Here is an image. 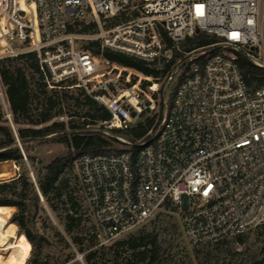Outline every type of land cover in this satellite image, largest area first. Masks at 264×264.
<instances>
[{
    "label": "built area",
    "instance_id": "1",
    "mask_svg": "<svg viewBox=\"0 0 264 264\" xmlns=\"http://www.w3.org/2000/svg\"><path fill=\"white\" fill-rule=\"evenodd\" d=\"M199 33L216 42L181 46ZM0 49L31 88L80 89L111 114L92 129L110 151L75 160L101 244L168 205L197 249L264 228V0H0ZM105 50L156 74L142 79ZM149 119L135 141L117 133Z\"/></svg>",
    "mask_w": 264,
    "mask_h": 264
},
{
    "label": "trees",
    "instance_id": "2",
    "mask_svg": "<svg viewBox=\"0 0 264 264\" xmlns=\"http://www.w3.org/2000/svg\"><path fill=\"white\" fill-rule=\"evenodd\" d=\"M87 29L85 27L83 31H87ZM167 41L172 44L170 39L167 38ZM214 42H216L215 37L199 33L194 39L183 42L181 46L183 48L185 46L190 47L187 50H191L196 46H204ZM94 46L96 47L98 44L93 42L88 46V49L98 54L99 50L94 49ZM103 54L108 60L135 69L136 72L133 74L142 79L146 78L145 75L156 74L155 68L147 66L144 61L135 57L111 50H105ZM0 64V75L6 87V100L12 115V119H8L3 106L0 104V165H5L7 173H12L16 164H20L23 168V172L11 180L0 181V214L9 220L11 214L9 215L8 213V207L16 208L17 211L11 217V224H16L24 230L26 217H31L39 209L41 199L39 191L42 194L43 202L54 212L56 207L53 200L61 199L65 196L64 189L68 183L63 181L62 177L68 171L76 169V158L82 154L110 151L108 149L110 143L103 137L102 133L93 131L90 128L77 130L73 121L66 123L54 120L62 113L61 110L54 114L52 112L57 107V98L74 100L79 105L89 107V112L84 116L87 127L89 126V121L98 123L99 121L109 120L111 114L80 89L74 90L76 94L72 90H49L45 84H38L37 88L33 89L30 87V80L33 77L28 75L22 68L15 66L11 59H5ZM245 64L244 70L246 72L258 73L254 66L248 63ZM35 67L38 71V67ZM72 84V82H69V85ZM38 92H40V96H43V99L38 96ZM37 100V105L34 108L33 104ZM41 103H43V110H39L38 105H41ZM8 116L10 117V115ZM153 123L154 119H149L146 125L141 124L129 132L117 133L135 141L143 137ZM56 135L64 136L62 141L69 147L68 153L65 156L53 159L48 164H43L42 168L36 171L34 164H36L37 159L28 154L27 145L47 140ZM18 140H20L25 154L27 153L26 161L29 164V168L25 165V157ZM3 172L0 171V174ZM68 199L69 202H72V195H68ZM4 213L8 214L9 217ZM67 220V231L71 233L73 231L71 222L77 220L71 214H68ZM78 220L79 222L81 221V219ZM23 234L22 237L27 242V245L22 252L20 264H45L40 260L43 243L46 241L45 238H35L28 230H24ZM149 238V235L130 236L128 240L115 242L109 248L97 246L91 240L87 247L88 250L81 248L79 252L83 253L80 256L84 264H106L108 261L120 264L119 261L122 258V251L125 247L131 253V259L127 260L126 264H133L132 261H135L136 264H157L160 251L157 247L156 238L152 240H149ZM84 240V238H75L73 243L82 246L84 245ZM254 264H264V258Z\"/></svg>",
    "mask_w": 264,
    "mask_h": 264
},
{
    "label": "rangeland",
    "instance_id": "3",
    "mask_svg": "<svg viewBox=\"0 0 264 264\" xmlns=\"http://www.w3.org/2000/svg\"><path fill=\"white\" fill-rule=\"evenodd\" d=\"M186 48V49H185ZM190 47L185 46L187 50ZM0 49V56H1ZM3 60H0V62ZM24 63L19 62V66ZM18 67V65H15ZM1 67V64H0ZM24 67L29 71L27 64ZM130 69V68H129ZM131 70L135 71V69ZM31 74V73H30ZM144 75V74H143ZM32 76V75H31ZM146 76V75H145ZM33 77V76H32ZM37 88V87H36ZM74 94L75 91L72 90ZM40 92H38V96ZM43 99V96H40ZM6 97V87L3 84L0 75V104L6 113L8 119H12L9 111ZM57 107L52 111L54 113L62 111L54 120L60 122H70L76 126L77 130L86 128L98 130L97 123L88 122L84 117L90 108L84 105L77 104L74 100H63L57 98ZM37 101L33 106L37 105ZM42 104L38 105L39 110H43ZM163 111L157 109L155 122L157 123ZM10 115V117L8 116ZM17 128V126H16ZM62 135L53 136L47 140L34 142L27 145L28 154L37 159L34 168L39 170L43 164H48L57 157L65 156L69 147L62 141ZM115 146H118L115 144ZM27 154V153H26ZM25 165L29 168L28 162L24 159ZM15 164V163H14ZM0 181L11 180L13 177L23 172L20 164L13 167L12 173H7L5 165H0ZM31 168V165H30ZM63 181H67V187L64 189L65 196L61 199H54L56 210L52 212L40 199L39 209L25 219V229L31 232L35 238L44 237L45 242L40 253V260L45 264H84L83 260L78 258V255L83 253L79 250L87 249L89 242L92 240L97 246H105L109 248L115 242L125 241L130 236L149 235V240L156 238L157 247L160 251V256L157 264H254L264 258V228H260L253 232L242 235L241 237L232 238L229 241L213 248L197 249L194 248L184 235L181 213L174 206L163 208L155 218L151 219L141 227L135 229L127 235H123L118 239L101 244L98 238L93 237L94 225L90 215V208L80 186L79 177L76 169L68 171L62 177ZM68 195H72L73 201L69 202ZM9 215L17 211L16 208L8 207ZM5 214V213H4ZM71 214L77 221L73 224V231H67L68 220L67 216ZM6 215V214H5ZM7 214L6 216L9 217ZM11 217L8 220L11 222ZM78 219H81L79 222ZM15 235L4 245L0 246V264H20V259L23 250L26 248L27 242L22 237L23 229L16 224ZM12 229H9L11 231ZM93 237V238H91ZM75 238H84V245L78 246L73 243ZM88 250V249H87ZM130 252L123 248L120 264H126L130 260ZM136 264L135 261H132ZM106 264H116L113 261H108Z\"/></svg>",
    "mask_w": 264,
    "mask_h": 264
},
{
    "label": "bare ground",
    "instance_id": "4",
    "mask_svg": "<svg viewBox=\"0 0 264 264\" xmlns=\"http://www.w3.org/2000/svg\"><path fill=\"white\" fill-rule=\"evenodd\" d=\"M9 229H12L9 231ZM16 228L0 214V246H4L14 235Z\"/></svg>",
    "mask_w": 264,
    "mask_h": 264
},
{
    "label": "water",
    "instance_id": "5",
    "mask_svg": "<svg viewBox=\"0 0 264 264\" xmlns=\"http://www.w3.org/2000/svg\"><path fill=\"white\" fill-rule=\"evenodd\" d=\"M18 142H19V145H20V147H21V149H22V153H23V155H24V157H25V160H27L26 154H25V152H24V150H23V148H22V145H21L20 140H18ZM32 176H33V175H32ZM39 195H40V197H41V199H42V201H43V197H42V194H41L40 191H39ZM80 258H81V257H80Z\"/></svg>",
    "mask_w": 264,
    "mask_h": 264
}]
</instances>
